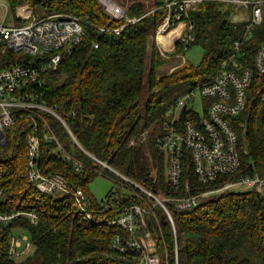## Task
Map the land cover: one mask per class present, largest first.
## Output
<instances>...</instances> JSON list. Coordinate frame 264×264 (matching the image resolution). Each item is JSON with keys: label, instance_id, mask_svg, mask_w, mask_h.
<instances>
[{"label": "trees", "instance_id": "16d2710c", "mask_svg": "<svg viewBox=\"0 0 264 264\" xmlns=\"http://www.w3.org/2000/svg\"><path fill=\"white\" fill-rule=\"evenodd\" d=\"M173 1L177 3L169 4ZM16 15L18 5L28 3L41 14L68 13L84 21V36L74 49L64 52L59 68L46 74L45 98L55 105L82 147L113 169L129 177L154 194L165 198L183 196L185 183L189 194L200 202L178 208L167 201L176 223L175 236L169 217L154 198L124 179L111 168L90 156L79 146L65 125L47 114L64 148L82 163L66 159L58 144L42 139L39 163L46 174H61L74 189H82L89 200L85 213L76 199L61 190L44 193L28 176L26 133L17 125L7 131L5 144H0V212L34 211L38 222L26 217L0 224V263L2 264H138L137 252L131 248L120 251L114 247L119 234L129 238L120 225L109 222L126 206L143 203L139 194L154 211L147 215L148 227L169 252V264L175 263L176 243L179 264H264V196L260 188L245 191L224 189L208 195L242 176L264 177V78L255 72L248 89L246 108L231 117L238 134L241 166L233 174L221 175L210 185L198 180L190 150L182 157L181 187L172 190L167 182L166 156L159 146L166 111L173 92L183 83L190 88L213 80L223 60L233 51L234 42L244 35V23L231 17V4L219 0H203L187 13L180 9L183 0H156L149 11L142 1L126 5L129 23L120 34L114 28L127 22L115 19L100 0H7ZM171 14L169 30L180 21L193 25L195 40L187 45L176 40L175 50L162 52L155 35ZM177 14L181 19L176 18ZM17 19V18H16ZM18 20V19H17ZM264 31L255 29L246 40L244 63L254 68V54L262 43ZM98 46H94V42ZM204 50L198 64L183 63L170 73L160 66L170 58L165 54L184 53L192 45ZM114 179L115 185L106 197L119 193L116 205L102 211L100 201L90 190L98 175ZM131 189L122 192L121 186ZM137 192V194L135 193ZM26 232L33 244L30 255L23 260L8 257L11 236ZM177 241V242H176Z\"/></svg>", "mask_w": 264, "mask_h": 264}, {"label": "built area", "instance_id": "2783aa9c", "mask_svg": "<svg viewBox=\"0 0 264 264\" xmlns=\"http://www.w3.org/2000/svg\"><path fill=\"white\" fill-rule=\"evenodd\" d=\"M100 1L111 17L127 20L120 27L113 29L117 34H120L129 23L138 20L136 17L129 18L127 9L115 0ZM201 1L203 0H183L180 9L187 13V10L194 8ZM219 1L245 7L246 13L240 15L237 22V24L244 23V35L234 42L233 51L223 60L220 72L213 80L189 88L173 99L167 108L159 146L166 156L167 182L172 190L181 187L182 157L185 148L190 150L195 172L202 185H210L221 175L233 174L239 170L242 160L238 134L230 118L239 115L246 108L248 89L253 82L255 72L264 78V38L254 54V68L243 61L246 40L255 29L264 31V0ZM174 3L177 2H171L169 6ZM16 17L20 19L21 24L7 25L5 20L0 21V144L6 143L7 131L17 125L27 136L30 181L44 193L61 190L71 194L79 207L88 214L89 200L84 191L74 190L61 174L44 173L39 163L41 141L44 139L56 142L64 157L73 160L77 168L82 166L80 161L65 150L48 119L47 114L57 117L80 146V142L56 106L50 105L45 98V83L46 74L59 68L63 53L70 52L81 43L84 36V21L79 16L68 13H35L28 3L17 6ZM176 18L180 20L181 15L177 14ZM170 20L171 14H168L160 25L161 28H158V34L170 31ZM182 22L184 30L182 29L179 36L177 35V39L187 45L195 40L194 26L189 25V31L185 32L186 23L184 21L179 23ZM94 46H98L97 41L94 42ZM199 100L201 107L197 106ZM261 100L264 102V91ZM80 147L83 148L82 145ZM98 161L154 198L155 204L161 205L167 213L175 236L176 223L166 202H176L178 208L191 207L200 202L199 196L189 194L188 181L185 183L187 194L161 198L113 169L106 162L99 159ZM242 186L246 189L258 187L264 196V177L259 175L242 176L218 189L206 191L204 195ZM1 193L0 189V195ZM119 196L117 192L105 196L99 202L101 210L105 211L115 206ZM139 196L143 203L135 202L126 206L122 213L109 222L122 226L129 234V238L118 234L113 245L123 252L129 248L135 250L138 264H169V252L165 240L162 241L165 245L162 254L159 251L158 237L148 227L147 215L154 211L155 204L151 205L140 194ZM20 217L28 218L33 224L38 222L36 212L16 210L0 212V224L7 225ZM32 249L33 244L29 235L26 232L16 231L10 239L8 257L19 260L29 255ZM175 263L179 264L177 243Z\"/></svg>", "mask_w": 264, "mask_h": 264}, {"label": "rangeland", "instance_id": "374dc122", "mask_svg": "<svg viewBox=\"0 0 264 264\" xmlns=\"http://www.w3.org/2000/svg\"><path fill=\"white\" fill-rule=\"evenodd\" d=\"M118 4L126 8V5L132 3L133 1L138 0H115ZM144 2L146 5V8L149 11H153L156 8L155 2L156 0H139ZM231 4V17L234 21L239 22V16L246 13V9L244 6H240L236 3H230ZM41 12L37 11L36 13ZM42 13V12H41ZM39 13V14H41ZM16 15L11 11L9 3L7 0H0V21L5 20L7 25H19L22 22L20 19H16ZM25 23V22H23ZM161 28V27H160ZM184 30V24L179 23L174 29L170 31H166L165 34H158L155 35L156 42L162 52H172L175 50V43L178 38V34L181 33V30ZM158 32V30H157ZM178 35V36H177ZM177 36V37H176ZM204 50L201 45L195 44L189 47L184 53H177L174 55H167L164 53L165 57H170L165 64L160 66V72L164 73H170L172 70H174L176 67L180 66L183 63H193L198 64L202 58H203ZM189 85L187 83L181 84L171 96V99H175L178 95L182 94L183 92L187 91L189 89ZM197 106L201 107V101L199 100L197 102ZM115 185L114 179H112L109 176L106 175H98L94 178V180L90 184V190L91 193L98 199L102 200L105 198L109 190ZM122 192H128L131 191L130 188H128L125 185L121 186ZM247 190L245 187H237L233 188L231 191H245ZM160 196L161 198H165L161 193L156 194ZM31 254V252H30ZM29 254V255H30ZM28 256V255H27ZM27 256H23L19 258V260L25 259Z\"/></svg>", "mask_w": 264, "mask_h": 264}, {"label": "water", "instance_id": "95a60500", "mask_svg": "<svg viewBox=\"0 0 264 264\" xmlns=\"http://www.w3.org/2000/svg\"><path fill=\"white\" fill-rule=\"evenodd\" d=\"M80 146H81V144H80ZM85 150V149H84ZM85 152H87L90 156H92V157H94L95 159H97L98 160V158H96L93 154H91V153H89L88 151H86L85 150Z\"/></svg>", "mask_w": 264, "mask_h": 264}]
</instances>
